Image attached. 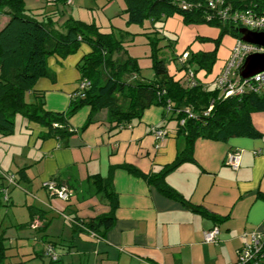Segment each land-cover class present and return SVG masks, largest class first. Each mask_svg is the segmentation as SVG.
Segmentation results:
<instances>
[{"label":"crops","instance_id":"crops-1","mask_svg":"<svg viewBox=\"0 0 264 264\" xmlns=\"http://www.w3.org/2000/svg\"><path fill=\"white\" fill-rule=\"evenodd\" d=\"M75 1L78 8L72 15L74 18L96 21L104 32L121 28L114 22V15L108 13L113 0L95 7L86 6L84 0H73L72 5ZM123 10L117 15L125 23ZM172 19L174 22L168 25ZM7 20L8 16L1 15L0 26ZM208 28L212 29L203 24L185 26L183 17L175 14L161 22L158 30L159 36L176 39L174 54L177 56L186 50L212 51L215 43L202 38L216 39L220 31L215 27L208 34ZM222 48L219 47L218 58ZM90 50L83 44L77 53L66 58L49 57L48 66L55 73V79L40 78L27 93V100L35 102L40 96L46 110L66 111L81 78L78 63ZM225 62L214 77L210 78L205 70L198 72L197 77L205 83L213 82ZM175 71L174 76L177 75ZM178 75L180 77L183 72ZM90 111L89 106H84L70 118L76 132L67 146L55 137L41 139L40 135L48 129L22 115L16 117L19 124L14 135L9 139L0 135V172L15 173V168L18 171L27 168L21 173L22 177L42 183L55 179L71 192L68 200H64L48 190L34 192L32 183L28 192L34 195V200L21 201L30 207L28 225L58 227L63 224L61 232L56 228L57 231L46 234L42 252L55 243V252L62 264H236L243 232L264 231V135L232 137L228 141L198 138L194 158L182 162L165 176L166 182L181 195L179 200L119 167L128 163L144 173L153 174L176 160L185 148L186 138L178 133L175 123L168 122L169 111L153 105L139 120L122 129H114L105 112H100L96 121L85 127ZM252 116L255 126L264 133V115L253 113ZM158 128L167 131L163 140L155 136ZM7 142H12L10 147L20 146V157L14 150L11 159H7L10 153V147L4 148ZM231 151L242 152L238 169L226 162ZM113 167L116 168L113 183L119 199L115 224L104 237L95 238L89 230L78 231L74 225L77 221L88 222L110 212L108 202L94 189L92 176L106 178ZM4 184L0 181V188L5 187ZM9 197L8 202H11L13 197L11 194ZM31 208L40 212L33 215ZM201 209L222 220L217 223ZM215 225L220 228L219 240L207 242L205 233Z\"/></svg>","mask_w":264,"mask_h":264},{"label":"trees","instance_id":"trees-1","mask_svg":"<svg viewBox=\"0 0 264 264\" xmlns=\"http://www.w3.org/2000/svg\"><path fill=\"white\" fill-rule=\"evenodd\" d=\"M50 1L57 3L59 0ZM63 1L73 3V0ZM125 1V28L104 32L96 21L87 22L73 16L58 27L52 16H40L42 14L28 9L25 0H0V16H8L6 23L0 26V134H13L16 117L20 114L48 129L40 135L41 139L55 137L67 146L76 132L70 118L84 106L91 108L85 127L95 122L100 112H105L107 121L113 124L114 129L131 126L153 105L162 106L169 111V117L177 120V131L186 138L184 150L173 163L158 173L147 174L128 163L119 167L158 186L165 195L181 200V195L166 182V174L182 162L194 158L198 138L228 141L232 137H262L264 133L255 126L252 114L264 112V94L246 92L224 98L216 86L211 88L212 84L208 85L197 77L201 70L209 74L214 69L225 35L242 37L238 24L222 20L219 16L208 17L211 12L207 0ZM226 3L234 8L253 7L256 4L258 9L264 10V0H227ZM175 14H180L187 25L207 23L219 28L216 39L202 38L203 41L213 40L215 48L212 51L186 50L176 56V39L159 36L160 31L156 28L158 22ZM134 24L143 28L142 33L151 45L150 57L154 70L151 78L143 75L138 57L132 56L127 48L126 42L133 39L127 40L126 37L136 34L128 29ZM162 40L166 44L162 45ZM83 44L91 50L78 63L81 78L71 94L69 108L60 112L46 110L44 99L40 96L37 101L29 102L26 95L40 78L55 79V73L48 66L49 57L58 55L66 58L77 53ZM167 49L171 58L179 63L177 71L183 72L178 78L170 74L168 58L162 56ZM185 52H188V56L182 60ZM84 79L90 82L84 95H74ZM115 169L111 168L106 178L92 176L94 189L108 202L110 212L88 222H75L76 230H89L95 238H101L115 224V212L119 205L113 183ZM19 172L25 173V169ZM0 189L2 191L3 187ZM31 211L33 215L40 212L35 208H31ZM201 211L217 223L222 220L206 209ZM5 240L6 235L0 234V264H13ZM41 256L50 257L45 264H62L58 257L54 259L47 255L46 249Z\"/></svg>","mask_w":264,"mask_h":264},{"label":"rangeland","instance_id":"rangeland-1","mask_svg":"<svg viewBox=\"0 0 264 264\" xmlns=\"http://www.w3.org/2000/svg\"><path fill=\"white\" fill-rule=\"evenodd\" d=\"M106 1L108 0H99V1L84 0V2H86L87 4L86 6H94V7L98 6V4H104V2ZM25 2L28 8H32L31 11L35 13L39 12L40 14H42L40 16H46V15L52 16L53 20L56 22L58 27H62L64 23L70 18V16L76 13V9L78 8L77 6H75L77 5L76 1L73 5L66 3L63 0H59L57 3H53L50 0H25ZM125 7H126L125 0H113L112 4L108 8V13L114 15L113 17V19L115 20L114 22H116L118 26H121V28L125 26V23L124 20H122L123 18H120V16L117 15V12H120ZM172 22H174L173 19L168 22L169 23L168 25H171ZM184 25L187 26V24L185 23ZM203 25L215 29V27L210 26L207 23H204ZM156 26H157L156 28L158 29V27H161V23L158 22ZM128 29L132 33H136V34L133 37L131 36L126 37L127 40L133 39L126 42L127 48L129 49V52L131 53L132 56L135 57L138 56V60L142 68L143 75L145 77L151 78L154 74V70L152 69V61L150 57L151 45L148 43L147 40L148 38L142 33L143 28H141V26L134 24L131 28ZM212 29L208 28L207 33L211 34L213 32ZM225 37H228L226 39V42L224 41ZM209 41H213V40H209ZM163 42H165V40H162L161 42L162 45ZM222 44L220 46V49L223 47L222 53L219 56V58H217V63L214 66V69L208 74L210 78L214 77V75L217 73L219 69V66L220 68L221 66H223L226 58L229 55L230 48L234 44V37L229 34L225 35L224 38L222 39ZM164 53L165 54H162V56L168 58L167 61H168L169 72L170 74H173V71H175L174 69L177 68L179 63L176 59L173 60L171 58V56L169 55V50H167ZM176 73L177 75L175 76L179 77L177 71H175V74ZM212 85L213 86L211 88H214L216 86V84L214 83H212ZM254 113L255 114L257 113L259 115H264V112L262 111H257ZM168 122H171V124L172 123H175L176 125L178 124L177 120L172 119L171 117H169ZM16 124H17L16 126H18L19 124L18 120ZM12 135H14V133L11 135H5V136L3 135V136L9 139V137H11ZM5 144L7 145H4V148L9 149L10 147L9 144H12V142H7ZM14 150H17V156L20 157V154L22 152L20 146L12 145L10 147V153L7 159H11V152ZM24 169L27 170V168ZM14 172L15 173L0 172L1 174L0 181L5 182L4 186L8 189V194H11V196L13 197V200L11 202H8L4 198L5 195L0 192V199L2 200V204L0 205V234L4 233L6 235L5 242L6 245L8 246L7 253L8 255H10L9 258L12 260L13 264H45L47 260L46 258L41 256L43 250L42 240L46 238L47 233L50 235L52 234L51 232L57 231L56 228L61 232L63 224L62 225L60 224V226L58 225V227L57 225H54L50 227L47 226L46 228L35 227V225L32 223H31L32 225H28L27 221L30 220V207L28 206V204H25L21 201L24 200L25 198L28 200V202L34 200V195H31V193L28 192V188L32 183L33 186L35 187L34 192H37L39 189L40 190L43 189L44 191L47 190L44 187L45 181L43 183L39 180H34V179L30 181L29 179L21 176V173L18 171V168H15ZM5 174L14 175L16 182L10 183L8 177ZM19 197H20V201H18ZM51 228L52 231H50ZM52 240L56 241L57 239L52 238Z\"/></svg>","mask_w":264,"mask_h":264},{"label":"built area","instance_id":"built-area-1","mask_svg":"<svg viewBox=\"0 0 264 264\" xmlns=\"http://www.w3.org/2000/svg\"><path fill=\"white\" fill-rule=\"evenodd\" d=\"M71 1V0H70ZM210 15L219 16L222 20H227L238 24L241 28H247L252 31L264 32V10L258 9L256 4L253 7H236L227 4V0H207ZM190 6V4H188ZM252 53H264V46L246 42L241 38H235V44L231 50L222 71L218 74L213 82L221 91L222 96L228 97L232 95H242L246 92L264 94V70L248 78H243L241 71L247 56ZM188 52H185L182 60H185ZM193 77V74L190 73ZM195 83L194 81H192ZM89 80L84 79L79 84V90L74 95H84V90L89 86ZM167 135L165 129H156L155 136L158 140H163ZM241 151H231L227 156L226 162L238 169L241 162ZM10 183H15V176L5 174ZM44 187L53 195L61 199H68L71 195L69 188L63 184H59L56 180L51 179L44 182ZM5 199H9L8 189L3 187L2 190ZM38 227V223H34ZM220 228L218 225L213 226L205 233L207 242L216 243L219 240ZM243 244L238 252L236 264H264V231L258 229H250L242 234ZM47 255L57 259L55 248L48 245L46 248Z\"/></svg>","mask_w":264,"mask_h":264},{"label":"water","instance_id":"water-1","mask_svg":"<svg viewBox=\"0 0 264 264\" xmlns=\"http://www.w3.org/2000/svg\"><path fill=\"white\" fill-rule=\"evenodd\" d=\"M242 39L246 42L264 46V32L241 28ZM264 70V53H252L247 56L241 75L243 78L251 77Z\"/></svg>","mask_w":264,"mask_h":264}]
</instances>
